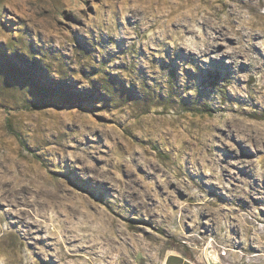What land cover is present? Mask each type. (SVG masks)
<instances>
[{
    "label": "rangeland",
    "instance_id": "rangeland-1",
    "mask_svg": "<svg viewBox=\"0 0 264 264\" xmlns=\"http://www.w3.org/2000/svg\"><path fill=\"white\" fill-rule=\"evenodd\" d=\"M210 244L264 264V0H0V264Z\"/></svg>",
    "mask_w": 264,
    "mask_h": 264
},
{
    "label": "crops",
    "instance_id": "crops-1",
    "mask_svg": "<svg viewBox=\"0 0 264 264\" xmlns=\"http://www.w3.org/2000/svg\"><path fill=\"white\" fill-rule=\"evenodd\" d=\"M165 263L166 264H207L199 259H192L180 252L170 253L166 257Z\"/></svg>",
    "mask_w": 264,
    "mask_h": 264
},
{
    "label": "water",
    "instance_id": "water-1",
    "mask_svg": "<svg viewBox=\"0 0 264 264\" xmlns=\"http://www.w3.org/2000/svg\"><path fill=\"white\" fill-rule=\"evenodd\" d=\"M214 249L217 250L213 244H210V245L207 247V249H206V258H207L208 264H229V263L225 262L223 259L218 260V259L213 258V257L210 255V253H211V251H213ZM217 251H218V250H217ZM218 252H219V251H218ZM220 256H221V255H220ZM221 257H222V256H221Z\"/></svg>",
    "mask_w": 264,
    "mask_h": 264
},
{
    "label": "bare ground",
    "instance_id": "bare-ground-1",
    "mask_svg": "<svg viewBox=\"0 0 264 264\" xmlns=\"http://www.w3.org/2000/svg\"><path fill=\"white\" fill-rule=\"evenodd\" d=\"M205 18H207L208 20H210L211 21V25L213 26V24H215V23H213L214 21V19L212 18V16H207V17H205ZM222 31V30H221ZM208 247V246H207ZM210 255L213 257V258H215V259H218V260H220V259H222L221 258V256L219 255V253H218V251L217 250H213V251H211V253H210ZM110 263V262H109Z\"/></svg>",
    "mask_w": 264,
    "mask_h": 264
}]
</instances>
